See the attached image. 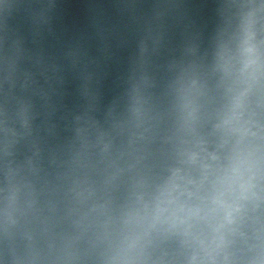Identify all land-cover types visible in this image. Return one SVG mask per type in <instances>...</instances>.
Returning a JSON list of instances; mask_svg holds the SVG:
<instances>
[{
  "label": "water",
  "instance_id": "water-1",
  "mask_svg": "<svg viewBox=\"0 0 264 264\" xmlns=\"http://www.w3.org/2000/svg\"><path fill=\"white\" fill-rule=\"evenodd\" d=\"M0 264H264V0H0Z\"/></svg>",
  "mask_w": 264,
  "mask_h": 264
}]
</instances>
